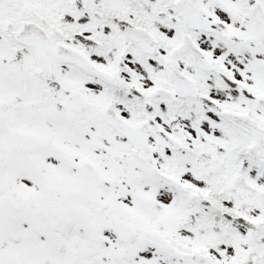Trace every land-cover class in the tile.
<instances>
[{"label": "snow or ice", "instance_id": "snow-or-ice-1", "mask_svg": "<svg viewBox=\"0 0 264 264\" xmlns=\"http://www.w3.org/2000/svg\"><path fill=\"white\" fill-rule=\"evenodd\" d=\"M0 264H264V0H0Z\"/></svg>", "mask_w": 264, "mask_h": 264}]
</instances>
